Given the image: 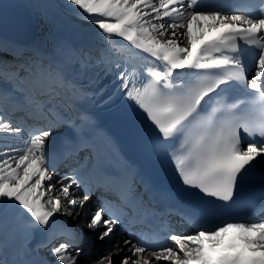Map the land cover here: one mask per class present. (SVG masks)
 Wrapping results in <instances>:
<instances>
[{
	"label": "snow or ice",
	"instance_id": "6c2138e0",
	"mask_svg": "<svg viewBox=\"0 0 264 264\" xmlns=\"http://www.w3.org/2000/svg\"><path fill=\"white\" fill-rule=\"evenodd\" d=\"M258 2L259 12L227 15L225 5L203 0H65L77 20L94 26L96 56L67 44L45 53L0 39V106L25 110L33 121L21 147L0 143V246L12 239L26 252L48 250L51 259L26 264H117L116 256L118 264H264V220L222 216L213 207L231 204L257 170L264 174ZM133 49L134 57L147 54L144 64L120 56ZM102 113L120 127L135 160L102 130ZM23 131L0 107V135ZM53 158L78 167L67 165L70 174L53 183ZM169 172L179 189L162 195L192 231L165 225L151 240L141 238L131 229L156 216L146 197ZM94 192L115 203L89 210L86 228L108 244L85 255L71 243L85 234L58 226L56 214L78 219ZM122 225L129 231L121 240L115 233ZM37 233L43 239L31 249Z\"/></svg>",
	"mask_w": 264,
	"mask_h": 264
},
{
	"label": "bare ground",
	"instance_id": "6f19581e",
	"mask_svg": "<svg viewBox=\"0 0 264 264\" xmlns=\"http://www.w3.org/2000/svg\"><path fill=\"white\" fill-rule=\"evenodd\" d=\"M0 2L5 3V4L8 3L18 8H21L22 10L26 11L30 16H32V18H34L36 25L38 27V30H39V34L35 38L33 45L30 47H25V49L36 47V48H40L41 50L45 52V49L49 47V44H50L49 40L57 36H60L61 38H66L67 40H71L72 43L77 44L82 49L84 46L89 44L88 42L90 39H93L96 37L93 25H89L84 21L77 20L74 13H71V15L68 13L67 15V10L64 12L61 11V9L57 5L53 6L49 0H0ZM32 4L51 5L52 7H49L47 9H43V8L38 9V8L29 6ZM55 7L58 11L62 13L63 16L61 14H58L55 11ZM68 18L70 19L67 20ZM115 39L119 41L121 38L117 37ZM123 44L127 45V42L123 41ZM117 47H119V45H117ZM133 52L138 53L139 50L133 49L132 52H128L125 50V51H121L120 54L124 55L128 59L135 60L139 64H144L145 60L143 58L147 57V54L145 53V54H141L140 56L134 57ZM47 62L48 61L45 60V63ZM13 112L14 114L12 116L20 118L19 112L21 111L14 110ZM21 121L23 123L25 122L28 125L25 119ZM14 123L15 121H13V126L15 125ZM28 127L31 128L29 125ZM23 129L24 131L19 136L1 135L0 142L6 145L10 144L13 147H21L26 141L30 139L29 132L27 131V129L26 128H23ZM57 173L59 172L56 171L54 173L53 183H55L56 180L60 179V175H58ZM66 175H68V173ZM58 187L59 185H57V188ZM82 194L83 193H81V195ZM75 198L79 200L80 196H77ZM95 199L96 198L93 196V198H91L88 201L86 207L84 208V212L80 215L78 219L73 220V221H77L78 223V221H81L82 219L84 220L85 218H87L89 214V210L94 208L95 205H97L95 203ZM66 216H70L72 218V215H63V214L58 213L56 214V219L65 218ZM171 226L174 228L177 226L176 229L178 230L182 228V225L179 224L177 220L171 221ZM117 230H119L118 232L119 235H122L121 233H123V235H125V237L128 238V231H126V227L124 225L118 226ZM39 234L40 233H37L35 238L31 241V244H30L31 249H34L37 243L40 240H42L43 235L39 237ZM94 234L96 237L95 232ZM94 247L95 246L93 245V248ZM35 252L33 251L26 252V251L20 250L16 246V244L13 242L12 239H9L7 243H5L3 246H0V257H3L5 260H7L9 264H26L27 261L39 259V257L35 255ZM41 253H42L41 256H48L49 259H51L48 252L46 253L42 251ZM115 259L117 261L118 258L116 257ZM80 264H93V262L90 261L87 263H80Z\"/></svg>",
	"mask_w": 264,
	"mask_h": 264
},
{
	"label": "water",
	"instance_id": "95a60500",
	"mask_svg": "<svg viewBox=\"0 0 264 264\" xmlns=\"http://www.w3.org/2000/svg\"><path fill=\"white\" fill-rule=\"evenodd\" d=\"M38 34L39 30L32 16L21 8L0 2V39L29 47Z\"/></svg>",
	"mask_w": 264,
	"mask_h": 264
},
{
	"label": "rangeland",
	"instance_id": "374dc122",
	"mask_svg": "<svg viewBox=\"0 0 264 264\" xmlns=\"http://www.w3.org/2000/svg\"><path fill=\"white\" fill-rule=\"evenodd\" d=\"M54 4H57V5H59L62 9H64V10H67V12L69 11L70 12V10H69V7L68 6H66L65 5V0H51ZM72 12H70V14H71ZM149 59H151L150 57H149ZM87 205V204H86ZM86 205H85V207H86ZM87 219V218H86ZM120 236H123V237H125V235H119V234H117L116 235V238L117 239H119V237ZM125 239H126V237H125ZM107 244H108V241L106 240L103 244H98L100 247L98 248V249H95V250H93L95 247H97L98 245H95V247L92 249L93 251L91 252L92 254H97V253H103V251H104V249L107 247ZM118 259H117V264H118V262H119V260H120V256H116ZM87 262H90V261H85L83 258H81V262L80 263H87ZM161 264H168V262H161Z\"/></svg>",
	"mask_w": 264,
	"mask_h": 264
}]
</instances>
